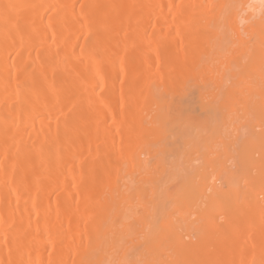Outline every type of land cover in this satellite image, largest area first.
<instances>
[{"label":"bare ground","instance_id":"obj_1","mask_svg":"<svg viewBox=\"0 0 264 264\" xmlns=\"http://www.w3.org/2000/svg\"><path fill=\"white\" fill-rule=\"evenodd\" d=\"M0 264H264V0H0Z\"/></svg>","mask_w":264,"mask_h":264},{"label":"rangeland","instance_id":"obj_2","mask_svg":"<svg viewBox=\"0 0 264 264\" xmlns=\"http://www.w3.org/2000/svg\"><path fill=\"white\" fill-rule=\"evenodd\" d=\"M228 85H229V84H228ZM231 85H232V83H230V86H231ZM234 85H235V84H234ZM234 85H232V86H234ZM236 85H237V83H236ZM239 85H240V88H242V90H240L239 88H237V89L240 90L239 94L241 93V95H242V93H244L245 95H244V97L241 96L242 99H240V97L236 96L235 98H238V101H239V99H240V102L237 101V103H236V101H235V103H234L232 106H233L234 109H236V110L239 111L238 114H240V112H241V115H242L243 110H244V108H245V107H244L245 105L243 106V104H242L243 107H240L239 109H238V106L241 105L240 103H241V101H243V99L246 100L245 98L247 97L246 95H247L248 93H245V92H243V91H248L249 89L247 88L248 84L246 85V83H241V84L239 83ZM244 85H245V86H244ZM237 86H238V85H237ZM207 87H208V89H209V85H207ZM207 87L205 86V89H206ZM238 87H239V86H238ZM243 87H244V88H243ZM198 89H199V88H198ZM198 89L196 90V92H195V94H194V96H195V97H194L195 100H196V97H197V99H199L200 95H201V94H204V93H205L206 96H208V93H206V92H207V91L209 92L210 90H204V88H203V90H204V91H203V90H201V88H200V90H198ZM224 89H225V93H226V92H227L226 87H225ZM232 89H233V88H232ZM235 89H236V88H235ZM246 89H247V90H246ZM228 90H229V89H228ZM202 91H203V92H202ZM223 92H224V91H223ZM236 94H238V93L236 92ZM196 101H197V100H196ZM231 101H232V99H231ZM231 101H230V104H231ZM196 103H197V105L199 104L198 101H197ZM232 103H233V102H232ZM234 105H235V106H234ZM235 107H236V108H235ZM241 108H242V110H241ZM197 109H198V107H197L195 110L197 111ZM197 112H198V111H197ZM197 112L195 113V115H198ZM225 112H226V111H225ZM225 112H224V113H225ZM246 112H247V111L245 110L244 114H245ZM198 113H199V115H200V116L198 115V117H201V113H200V112H198ZM224 113H223V115H224ZM218 114H220V113L217 112V117H218V119H217V118H216V119H217V121L219 120L218 123H217V124L219 125V122H220L221 118L223 117V115H221V116L219 115V116H218ZM221 114H222V113H221ZM225 114H226V113H225ZM244 114H243V115H244ZM241 115H240V116H241ZM195 117H197V116H195ZM241 117H242V116H241ZM251 117H252V116H251ZM251 117L248 116V118H250V120H251ZM248 118H246V119H248ZM252 118H253V117H252ZM236 120H237V119H236ZM248 120H249V119H248ZM250 120H249V121H250ZM253 120H254V119H253ZM253 120H251V121L253 122ZM224 121H227V119H225ZM242 121H243V120H242ZM246 122L249 123L248 121H246ZM254 122H255V121H254ZM239 123H240V126H242V123H243V122L241 123V121H240ZM247 123H245V121H244V125H245V126H246ZM250 123H251V122H250ZM221 124H222V123H221ZM221 124H220L221 128L223 127V129H224V126H225V125H221ZM234 124H235V121H234ZM236 124H237V122H236ZM244 125H243V126H244ZM235 126H237V125H235ZM240 126H238V127H239V130L243 129V128H242L243 126H242V127H240ZM225 128H226V127H225ZM246 128H249V126H247ZM246 128H245V131H246L247 133H245V131L243 132V133L245 134V138H246V136L248 137V134H249V130H248V129L246 130ZM241 132H242V130L240 131V133L237 132L238 135L241 136ZM243 133H242V135L244 136ZM236 136H237V135H236ZM239 138H241V137H239ZM245 138H244V139H245ZM242 139H243V138H242ZM240 140H241V139H240ZM183 150H184V148H183ZM183 150H182V151H183ZM233 153H234V152H233ZM161 155H162V153H161ZM232 155H233V154H232ZM159 156H160V154L157 155L158 158H159ZM163 156H164V155H163ZM174 156H175V155H174ZM177 156H178V155H176V157H177ZM233 156H234V155H233ZM157 157L153 158L152 160L155 161V160L157 159ZM167 157H168V160H167ZM178 157H179V156H178ZM181 157H182V158H181L180 160L182 161L183 156L181 155ZM165 158H166V162H165V160H164V158H163L164 162L168 164L169 161H170L169 165H170V164H171V165H176V168H175V169H177L178 166H179V168H181V169H184V168H185V167H184V164H183L185 161H184V162H183V161H182V162L180 161L181 164H180L179 162L176 163V161H175L176 159L174 160V157H172V156L170 157L169 154H168L167 156H165ZM178 159H179V158H178ZM178 159H177V161H178ZM161 160H162V158H161ZM158 161H160V158L158 159ZM171 161H172V162H171ZM230 161H231V160H230ZM230 161H229L228 163H230ZM151 162H152V161H151ZM151 162L149 163V166H150ZM173 163H174V164H173ZM153 164H154L153 167L155 168V162H154ZM192 164H194V167L197 168L198 165H199V161L196 162L197 165H196L194 162H193ZM192 164H191V165H192ZM233 164H234V166H233ZM238 164H239V165H238ZM181 165H182V166H181ZM186 165H187L186 167L189 166L187 163H186ZM229 165L233 166V167H231V172H232V170H233V172H232L233 174H234V172L237 173V171H240V170L243 168V169L241 170V173L238 172L239 174H238V173L235 174L237 177H240V178H241V177H243V176L245 175V172H242V171H246V168L243 167V165L240 163V161L237 162L236 165H235V163H233V162H232L231 164H229ZM180 166H181V167H180ZM235 166H236V167L238 166V168H236ZM153 167H151V168L153 169ZM229 167H230V166H229ZM229 167H228V168H229ZM234 168H235L236 170H235ZM181 169L179 170V172H181V173L183 174V172H182ZM177 170H178V169H177ZM234 170H235V171H234ZM134 184L136 185V181L133 183V185H134ZM133 185H132V186H133ZM134 188H135V187H134ZM134 188H133V189H134ZM176 218H177V217H176ZM192 238H193L192 240H194V237H192ZM195 242H196V240L194 241V243H195Z\"/></svg>","mask_w":264,"mask_h":264}]
</instances>
